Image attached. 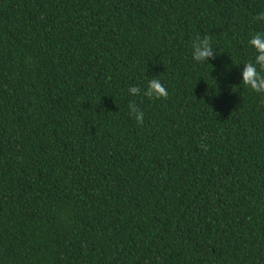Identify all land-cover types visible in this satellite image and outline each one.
Segmentation results:
<instances>
[{
    "label": "trees",
    "instance_id": "trees-1",
    "mask_svg": "<svg viewBox=\"0 0 264 264\" xmlns=\"http://www.w3.org/2000/svg\"><path fill=\"white\" fill-rule=\"evenodd\" d=\"M261 12L0 0V264H264V94L242 84Z\"/></svg>",
    "mask_w": 264,
    "mask_h": 264
},
{
    "label": "clouds",
    "instance_id": "clouds-1",
    "mask_svg": "<svg viewBox=\"0 0 264 264\" xmlns=\"http://www.w3.org/2000/svg\"><path fill=\"white\" fill-rule=\"evenodd\" d=\"M256 19L264 20V12H261ZM249 45L255 49L254 61H246L244 63L242 84L248 89L264 94V32H256L248 41ZM212 55L211 40L204 38L199 46L195 47L194 57L197 61H205L207 57ZM130 96H139L141 91L138 87H130L128 89ZM148 97H167V90L159 79H151L147 93H143ZM129 109L134 114L138 122H143L144 113L137 111L135 103H129Z\"/></svg>",
    "mask_w": 264,
    "mask_h": 264
}]
</instances>
